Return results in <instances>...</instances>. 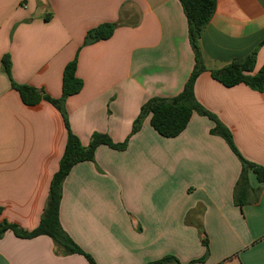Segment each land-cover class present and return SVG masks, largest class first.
<instances>
[{"label": "crops", "instance_id": "obj_1", "mask_svg": "<svg viewBox=\"0 0 264 264\" xmlns=\"http://www.w3.org/2000/svg\"><path fill=\"white\" fill-rule=\"evenodd\" d=\"M201 39L207 72L196 82L198 102L232 132L240 153L264 166V92L225 87L210 74L257 50L264 66V0H216ZM114 23V35L84 46L91 29ZM9 55L16 83L52 98L77 58L82 91L68 98L72 132L88 146L95 133L121 144L151 98L179 95L194 67L188 22L179 0H0V222L33 231L43 217L68 130L49 102L25 105L2 60ZM215 124L195 113L175 138L161 136L148 117L124 151L106 145L94 162L77 164L63 184L60 220L97 264H264V193L240 207L234 193L242 172ZM264 190V189H263ZM201 230L209 243V256ZM0 264H90L63 255L48 236L7 232ZM175 264V263H171Z\"/></svg>", "mask_w": 264, "mask_h": 264}, {"label": "trees", "instance_id": "obj_2", "mask_svg": "<svg viewBox=\"0 0 264 264\" xmlns=\"http://www.w3.org/2000/svg\"><path fill=\"white\" fill-rule=\"evenodd\" d=\"M188 22L189 42L195 53V67L183 89V91L171 98L155 97L148 100L142 107L139 116L133 123L130 137L121 144L115 143L109 135L95 133L88 146L72 132L66 103L69 97L79 94L84 82L77 76L78 61L75 58L68 63L63 74V93L60 98H52L46 93L29 85H22L15 82L12 77V62L9 55L2 60L3 68L11 79L12 88L16 90L22 102L27 106H36L43 101L49 102L62 115L65 126L68 130V141L60 161L59 170L54 175L49 198L40 224L33 231H25L18 225L9 223L6 220L0 222V239L7 232H13L17 237L33 239L40 236L50 237L58 251L63 255H83L90 264H97L95 260L86 253L64 230L60 220V207L63 198V184L71 173L72 169L82 162H94L96 151L100 146L106 145L118 151L127 149L132 136L137 134L144 121L150 117L152 127L165 138L179 136L190 123L193 115L198 113L208 117L215 124L212 134L220 136L229 145L232 152L238 157L242 165V172L237 182L234 198L237 206H244L248 202L252 187L250 184V173L254 174L260 185H264V166L247 160L237 148L231 130L223 124L213 113L206 110L197 100L195 86L199 77L208 71L205 66L201 39L212 21L216 10V0H179ZM114 23L102 24L88 31L84 46L110 39L117 29ZM257 50L253 51L244 59H237L228 66L212 70L210 74L214 80L225 87L231 88L239 85H246L251 89L264 92V66L255 73ZM261 189V188H259ZM257 191V190H256ZM2 210L0 209V214ZM202 244L206 248L203 259L196 262H204L209 256L210 243L205 231L201 230ZM178 263L175 257L168 256L149 264H171Z\"/></svg>", "mask_w": 264, "mask_h": 264}, {"label": "rangeland", "instance_id": "obj_3", "mask_svg": "<svg viewBox=\"0 0 264 264\" xmlns=\"http://www.w3.org/2000/svg\"><path fill=\"white\" fill-rule=\"evenodd\" d=\"M261 189H257V191H256V203H258L259 204V202L261 201V198H262V196H263V193H264V188L263 187H260ZM246 204H248V202L246 203ZM245 204V205H246Z\"/></svg>", "mask_w": 264, "mask_h": 264}]
</instances>
